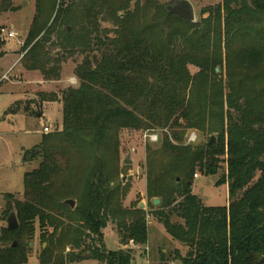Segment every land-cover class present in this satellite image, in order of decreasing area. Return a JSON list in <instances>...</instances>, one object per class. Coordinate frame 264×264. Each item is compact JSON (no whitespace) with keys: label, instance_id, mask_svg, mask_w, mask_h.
<instances>
[{"label":"trees","instance_id":"1","mask_svg":"<svg viewBox=\"0 0 264 264\" xmlns=\"http://www.w3.org/2000/svg\"><path fill=\"white\" fill-rule=\"evenodd\" d=\"M133 1L36 0L25 45L29 49L23 55L27 68L60 77L69 55L87 54L76 68L80 85L70 86L63 95L64 130L44 135L23 152L24 162L42 159L38 168L25 173L24 199L11 192L4 197V213L15 211L20 226L3 228L0 264L28 261L29 240L38 225L41 240L48 243L42 264L54 258L63 264L55 253L67 244L71 262L94 258L99 264H135V249L126 246L148 243L146 210L123 209V188L112 185L114 174L104 157L91 172L82 168L85 191L78 204H65L78 191L72 149L80 135L89 134L92 143L100 145L122 127L158 126L169 128L170 134L158 149H149L148 194L169 199L166 204L174 207H158L152 214L189 247L187 254L176 249L168 256L162 251L159 264H264V106L257 110L241 84L223 85L216 69L223 23L227 46L236 38L246 41L244 48L251 52L246 59L254 62L246 64L249 68L264 56V0H222L203 9L202 27L167 8L143 23L145 9L140 0L132 9ZM19 8L13 0H0V12ZM103 22L114 28L103 27ZM260 23L263 26L256 27ZM50 42L59 48L53 56ZM189 65L199 70L192 73ZM190 85L203 89L199 100L188 97ZM217 117L221 120L208 128L218 132V141L196 146L174 142L182 141L184 129ZM116 159L111 161L115 166ZM222 163L227 172L219 184L229 185L230 203L205 206L193 194L196 167L203 175H216ZM176 191L182 200L173 203ZM110 221L119 224L118 250L105 243Z\"/></svg>","mask_w":264,"mask_h":264},{"label":"rangeland","instance_id":"2","mask_svg":"<svg viewBox=\"0 0 264 264\" xmlns=\"http://www.w3.org/2000/svg\"><path fill=\"white\" fill-rule=\"evenodd\" d=\"M135 1L132 2V9L135 8ZM190 1L193 2L195 8L196 20L193 22L199 23L201 27L205 24L201 22L203 9L215 7L223 2L222 0ZM13 2L15 6L20 7L18 11L0 12V234L3 228L8 226L9 214L4 213L6 210L4 201L6 193H14L23 200L25 173L38 168L42 160L39 158V160L24 162L23 152L25 149L37 145L44 135L64 130L65 106L63 95L70 86L78 87L80 85L81 80L77 75L76 68L84 61L87 54L75 53L69 55V58L62 63L60 77L55 74L47 76L41 69H28L23 55L29 49H26L25 45L37 11L36 0H13ZM140 4L145 9L140 19L145 23L152 22L153 15L162 13L171 4V0H140ZM102 25L106 28H114L113 23L110 22H103ZM224 25L225 23L221 26L223 47L216 65L219 76L217 80H221L223 85H227L231 81L232 85H236V87L238 85L240 88L239 84H241L242 91L244 90L243 92L253 101L258 110L264 106V56H259L255 62L257 65L249 68L246 64H253L254 62L247 60L251 52L244 48L246 41L242 38H236L231 46H227ZM261 26H263L262 23L256 25L258 28ZM10 31L15 33L14 37L8 36ZM110 35H113V32ZM212 37L213 47L216 37L215 35H212ZM47 47L51 50L52 56L59 52V48L52 45V42L48 43ZM10 49L13 52H10ZM90 54L94 55L97 52ZM50 66L52 67L53 64ZM189 68L192 73L199 70L194 65H189ZM240 80L242 83H239ZM202 91L203 89L200 88L193 90L190 85L187 92L188 97L195 101L199 100ZM226 91H230V85L229 88L225 89ZM45 94L48 97L44 99ZM10 105L8 114H6L7 107ZM19 109L21 113L13 114ZM225 109H227L226 104ZM38 111L51 116V121L46 124L50 128L49 132L39 131L43 128L45 122L40 115H36ZM22 112L33 117L26 118ZM220 120L218 117L211 119V121L207 119L199 128L188 127L183 131L182 141L177 142L174 140V142L183 146L205 145L213 137L216 138L214 140L216 142L219 137L218 132L212 131L208 127L211 123H218ZM191 133L196 134L197 139L195 141L190 140L189 135ZM111 134L110 141L107 142L106 140L100 145L93 144L92 136L89 134L74 138L77 146L72 149V154L78 175L73 182H75L78 191L76 197L73 196L71 199H74L78 204V198H81L82 193L85 191L86 177L83 175L82 168L87 166L85 173L91 172L98 166L99 157H104L107 159L109 170L114 174L112 185L123 188L121 189L123 209L141 208V203L145 204L142 208L147 212L148 243L138 246L133 245L131 242L126 246L135 249V264H159L163 257L162 251L168 256L175 255L176 249H179L183 254H187L189 247L180 240L174 239L167 232L164 224L152 214L158 207L170 209L174 205L168 206L166 203L170 200L162 196L150 197L147 187L149 149H158L165 139V134H170V129L160 126L153 129L122 127ZM128 155L132 159L131 163H125ZM113 158H117L115 161L116 166L111 163ZM226 172L224 163H222L220 171L216 175H203L201 170L196 167L192 184L193 194L199 200H202L203 205L224 206L230 203L229 185L227 183L219 184V180ZM75 190L77 189L75 188ZM157 198L160 199V202L155 205L153 200ZM172 200L173 203L179 202L182 197L176 191ZM129 218L130 216H127V219ZM173 220L181 221L178 217H174ZM37 227L34 237L29 240L30 251L27 256L28 261L25 264H42V250L48 246L47 242L41 240L39 225ZM118 233V222L110 221L108 227L104 230L107 248L111 250L122 248ZM71 252V244H67L58 249L55 257L57 260L63 259V264H99L94 258L71 262L68 257ZM55 262L57 261L54 258L47 264H56ZM173 263L176 264L177 262Z\"/></svg>","mask_w":264,"mask_h":264},{"label":"water","instance_id":"3","mask_svg":"<svg viewBox=\"0 0 264 264\" xmlns=\"http://www.w3.org/2000/svg\"><path fill=\"white\" fill-rule=\"evenodd\" d=\"M167 10L172 13L175 14L181 18H186L192 21H195V8H194V4L193 2H191L190 0H171V4L168 5ZM216 138L213 137L210 141V143H212ZM132 159L130 157V155H128L125 159V163H131ZM178 180H180L178 178ZM200 202L202 201L201 199L199 200ZM160 202V199L157 198L155 200H153V204L157 205V203ZM65 204H68L69 206H72L73 208L75 207V200L73 199H68L65 201ZM145 204L141 203V207H144ZM8 227L10 229H15L18 228L19 222H18V218L16 215L15 211H12L8 217ZM15 245H17V242L15 243Z\"/></svg>","mask_w":264,"mask_h":264},{"label":"crops","instance_id":"4","mask_svg":"<svg viewBox=\"0 0 264 264\" xmlns=\"http://www.w3.org/2000/svg\"><path fill=\"white\" fill-rule=\"evenodd\" d=\"M10 52H13V50H9ZM0 86H1V84H0ZM14 103V102H13ZM10 107H11V105L10 106H8L7 108V110H6V114H8V111H9V109H10ZM19 113H21V111H20V109L18 110V111H16V112H14L13 114H19ZM23 113V112H22ZM24 114V116L27 118H32L33 116H30V115H26L25 113H23ZM40 117H42L43 119H44V122H45V125L43 126V128L42 129H40L39 131H44V128L45 127H47V123H48V121L50 122L51 121V116L49 115V114H47V113H45V112H43V113H41L40 114ZM41 133V132H40ZM40 142H41V140H40ZM39 142V143H40ZM38 145V144H37ZM36 146V145H35Z\"/></svg>","mask_w":264,"mask_h":264},{"label":"built area","instance_id":"5","mask_svg":"<svg viewBox=\"0 0 264 264\" xmlns=\"http://www.w3.org/2000/svg\"><path fill=\"white\" fill-rule=\"evenodd\" d=\"M14 35H15V33L13 31H10L8 33L9 37H14ZM49 131H50V128L48 126L44 128V132H49ZM189 136H190L191 141H195L197 139V136L195 133H191ZM197 176H198V174H197ZM132 244L135 245L133 242H132Z\"/></svg>","mask_w":264,"mask_h":264}]
</instances>
